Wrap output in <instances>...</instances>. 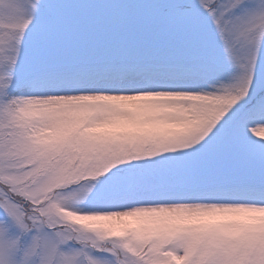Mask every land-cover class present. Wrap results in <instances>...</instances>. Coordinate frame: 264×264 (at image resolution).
I'll use <instances>...</instances> for the list:
<instances>
[{"label": "snow or ice", "instance_id": "obj_1", "mask_svg": "<svg viewBox=\"0 0 264 264\" xmlns=\"http://www.w3.org/2000/svg\"><path fill=\"white\" fill-rule=\"evenodd\" d=\"M0 264H264V0H0Z\"/></svg>", "mask_w": 264, "mask_h": 264}]
</instances>
